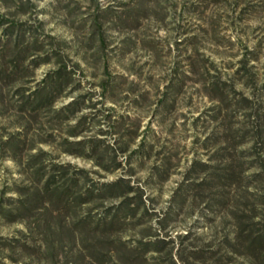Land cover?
Wrapping results in <instances>:
<instances>
[{
    "label": "rangeland",
    "instance_id": "rangeland-1",
    "mask_svg": "<svg viewBox=\"0 0 264 264\" xmlns=\"http://www.w3.org/2000/svg\"><path fill=\"white\" fill-rule=\"evenodd\" d=\"M0 13L36 34L33 57L48 56L5 86L4 100L59 66L71 72L26 136L52 143L20 163L0 151V210L31 187L26 157L40 148L46 169L124 177L142 194L150 216L122 233L129 244L160 234L188 249L185 264H264V248L245 251L264 236V0H0ZM79 97L85 131L69 137L75 119L54 111ZM19 116L0 114V138L18 137ZM61 137L102 138L98 162L119 167L62 152ZM36 240L0 214V264H78V250L50 255Z\"/></svg>",
    "mask_w": 264,
    "mask_h": 264
},
{
    "label": "trees",
    "instance_id": "trees-1",
    "mask_svg": "<svg viewBox=\"0 0 264 264\" xmlns=\"http://www.w3.org/2000/svg\"><path fill=\"white\" fill-rule=\"evenodd\" d=\"M40 50V42L32 30L23 22L8 20L0 13V114L12 107L20 115L18 137L0 138V151L16 163L21 162L24 150L30 151L39 143H52L47 138L34 141L33 137L30 144H26V136L32 120L53 108L55 98L71 79V72L59 66L43 78L39 88H16L13 95L4 100L5 86L16 81L19 75L25 76L23 71L27 67L35 68L47 61L48 56L33 57ZM28 77L32 79L33 75L30 73ZM82 102L83 97H79L54 111L55 121L75 119L72 129L67 132L69 137H77L85 131L77 130L85 122L84 115L76 116ZM58 140L62 152L90 159L106 172L119 167L114 164L107 168L98 162L95 153L102 145V138L71 141L61 137ZM71 145L80 150H71ZM45 156L46 152L40 148L27 155L26 165L32 185L19 197L11 199L13 208L10 211L0 210V214L23 223L29 237L37 239L39 247L50 255L57 247L65 246L79 251L78 264H185L191 257L188 249L174 247L176 243L170 242L169 236L146 234L133 245L122 239L121 235L128 227L135 225L136 221L140 224L141 219L150 216L142 194L136 193L135 187L124 177L100 182L83 168L69 171L65 164H52L46 169ZM110 201L114 203L106 206ZM247 241L245 251L252 257L264 248L262 235Z\"/></svg>",
    "mask_w": 264,
    "mask_h": 264
}]
</instances>
